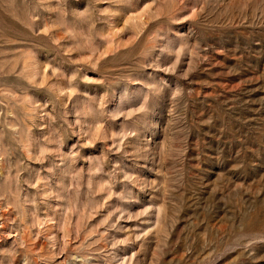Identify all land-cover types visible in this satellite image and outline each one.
Returning <instances> with one entry per match:
<instances>
[{
  "label": "rangeland",
  "instance_id": "374dc122",
  "mask_svg": "<svg viewBox=\"0 0 264 264\" xmlns=\"http://www.w3.org/2000/svg\"><path fill=\"white\" fill-rule=\"evenodd\" d=\"M0 264H264V0H0Z\"/></svg>",
  "mask_w": 264,
  "mask_h": 264
}]
</instances>
